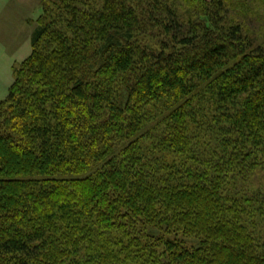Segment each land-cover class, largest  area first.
I'll use <instances>...</instances> for the list:
<instances>
[{
  "label": "trees",
  "instance_id": "trees-1",
  "mask_svg": "<svg viewBox=\"0 0 264 264\" xmlns=\"http://www.w3.org/2000/svg\"><path fill=\"white\" fill-rule=\"evenodd\" d=\"M255 2L41 0L0 264H264V36L228 15Z\"/></svg>",
  "mask_w": 264,
  "mask_h": 264
},
{
  "label": "rangeland",
  "instance_id": "rangeland-1",
  "mask_svg": "<svg viewBox=\"0 0 264 264\" xmlns=\"http://www.w3.org/2000/svg\"><path fill=\"white\" fill-rule=\"evenodd\" d=\"M228 15L245 22L254 41H260V38L264 36V5L256 2L243 4L240 9L229 8ZM14 26L13 28L19 30L18 22H14ZM30 30L31 28L28 26L25 30L16 33L13 31L8 47L10 52L6 51L5 65L0 69V100L6 98L8 87L10 88L13 84V68L19 66L31 54ZM187 245L191 246L192 244L187 243Z\"/></svg>",
  "mask_w": 264,
  "mask_h": 264
},
{
  "label": "crops",
  "instance_id": "crops-1",
  "mask_svg": "<svg viewBox=\"0 0 264 264\" xmlns=\"http://www.w3.org/2000/svg\"><path fill=\"white\" fill-rule=\"evenodd\" d=\"M40 14L41 0H0V69L5 65L6 51L10 52L13 31L16 33L29 26L31 44ZM14 22H18L19 30L13 28Z\"/></svg>",
  "mask_w": 264,
  "mask_h": 264
}]
</instances>
